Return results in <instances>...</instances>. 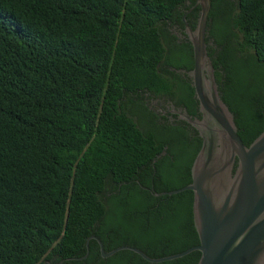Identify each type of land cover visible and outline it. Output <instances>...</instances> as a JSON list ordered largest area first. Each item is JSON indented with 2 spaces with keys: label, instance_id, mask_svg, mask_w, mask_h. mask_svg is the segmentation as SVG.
Instances as JSON below:
<instances>
[{
  "label": "trees",
  "instance_id": "obj_1",
  "mask_svg": "<svg viewBox=\"0 0 264 264\" xmlns=\"http://www.w3.org/2000/svg\"><path fill=\"white\" fill-rule=\"evenodd\" d=\"M195 3L0 0V264H153L102 258L92 237L151 258L198 245L192 191L154 193L190 184L201 139L146 102L196 115L179 72L192 45L172 32ZM208 20L218 89L248 146L264 130V0H211Z\"/></svg>",
  "mask_w": 264,
  "mask_h": 264
},
{
  "label": "water",
  "instance_id": "obj_2",
  "mask_svg": "<svg viewBox=\"0 0 264 264\" xmlns=\"http://www.w3.org/2000/svg\"><path fill=\"white\" fill-rule=\"evenodd\" d=\"M195 6H199L200 16L194 31L189 32L193 68L179 72L190 78L202 118L180 115L197 130L202 143L191 166L190 184L154 196L192 191L193 224L199 243L177 254L151 258L131 246L105 252L100 240L92 237L98 242L102 258L127 250L155 264L198 251L197 264H264V130L248 146L240 139L207 53L205 38L211 0H196ZM88 242L86 255L70 260L84 259Z\"/></svg>",
  "mask_w": 264,
  "mask_h": 264
},
{
  "label": "flooded vegetation",
  "instance_id": "obj_3",
  "mask_svg": "<svg viewBox=\"0 0 264 264\" xmlns=\"http://www.w3.org/2000/svg\"><path fill=\"white\" fill-rule=\"evenodd\" d=\"M187 5H189V2H187ZM199 16H200V9L196 11L195 5L189 6V9H187L184 12V16L182 17L183 26L182 27L179 25L172 26V32L178 38V42H182V41L188 42V43L190 42L189 32L194 31V29L196 28ZM205 42H206L207 53L209 52L208 48L217 49V46L213 42V38L209 37L208 33L205 38ZM181 74L186 76V78L190 79L186 74H183V73ZM146 102L149 103L150 107L155 108L156 112L159 114L163 122L165 121L171 124H177V123L180 124L184 122L188 124L189 126L187 129H188V134L190 135L191 139L194 137H199L197 130H195L189 123H187L185 120L181 118V115H180L181 113L187 114V111L185 110V108L177 107L174 104H172L170 101L164 100V99H146ZM188 116L192 119L202 118L198 109H197L196 115L194 116L188 115Z\"/></svg>",
  "mask_w": 264,
  "mask_h": 264
}]
</instances>
